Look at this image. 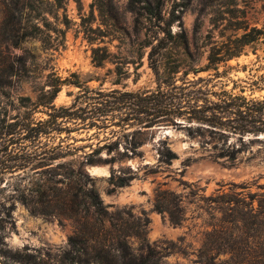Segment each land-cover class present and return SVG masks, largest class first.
Instances as JSON below:
<instances>
[{"label": "rangeland", "instance_id": "obj_1", "mask_svg": "<svg viewBox=\"0 0 264 264\" xmlns=\"http://www.w3.org/2000/svg\"><path fill=\"white\" fill-rule=\"evenodd\" d=\"M148 1L155 4V0H135L134 11L131 0H111L113 20L110 8L105 4L99 11L95 0H0V74L8 81L4 89L9 94L1 100L10 117L23 112L18 108L20 96L34 101L59 80L64 81L53 100L56 108L71 107L80 93L109 94L103 97L108 100L120 95L109 93L113 89L135 93V121H121L131 112L122 106L109 113L105 127L84 128L80 120L58 118L57 123L49 122L48 134L35 142L25 141L27 147L19 152L23 167L13 168L0 180V201L8 205L13 198L15 204L14 229L7 226L3 235L4 247L12 252L28 247L30 252L58 257L69 247L71 235L97 231L93 225L98 221L86 195L92 189L108 212L101 220L103 226L115 224L109 232L97 231L99 241L116 246L123 239L138 262L148 248L131 232L146 219L144 237L159 251L160 264H205L201 247L214 213L206 197L232 182L255 183L251 190L264 183V132L196 130L201 123L190 113L154 118L140 113L146 99L170 91L165 82L185 91L199 90V104L205 103L204 98L264 99V44L255 53L246 47L239 56L220 63L218 74L193 72L207 64L213 44L241 34L236 27H264V0H162L161 19L144 13L142 6ZM171 19L169 28L182 32L184 41L160 42ZM111 23L117 27H110ZM34 24L42 29L37 37L17 46L9 41ZM97 46H106L111 53L99 66L92 61V48ZM116 65L125 70L121 78ZM86 87L93 93L83 91ZM80 106H86L81 99L69 110L80 113ZM50 111L39 106L33 113L35 122L49 118ZM117 139L118 146L102 149L100 156L130 157L83 164L93 148ZM223 141L238 148L236 158L218 157ZM132 142L142 143L132 146ZM58 144L67 152L63 157H57ZM164 145L176 154L170 161L160 158ZM82 169L90 175L89 181L80 178ZM119 176L127 177L128 183L115 186ZM164 190L181 197L180 225L154 207L157 193ZM224 257L219 254L215 261Z\"/></svg>", "mask_w": 264, "mask_h": 264}, {"label": "trees", "instance_id": "obj_2", "mask_svg": "<svg viewBox=\"0 0 264 264\" xmlns=\"http://www.w3.org/2000/svg\"><path fill=\"white\" fill-rule=\"evenodd\" d=\"M97 1V2H96ZM143 1V0H139ZM97 9L102 10L105 4L110 8L108 14L114 20L113 5L111 0H95ZM162 0H155V4L146 2L143 4L144 13L155 19H161ZM130 7L135 11V0H131ZM111 11V12H110ZM140 12V10H139ZM177 17V15L175 16ZM32 18H35L32 15ZM168 26L164 28L163 36L160 42H167L174 38H181L184 41V34L174 33ZM115 26V24H110ZM117 27V26H115ZM236 29H242L241 34L229 37L226 40L215 43L210 47L207 56V64L203 68L193 70L196 74L199 71L215 70L218 74V66L220 63H225L227 60L239 56L246 47H250L255 53L257 48L264 44V27L256 26H238ZM39 25L34 24L30 29H23L20 34L13 35L9 40L13 45H19L20 41L38 36L41 32ZM100 51H102L101 54ZM111 53L106 46L92 48V61L96 65H101L104 60L109 58ZM115 73L118 78L124 75L120 65L115 66ZM171 73H176L172 70ZM64 80H59L57 84H52L49 90L41 95L36 96L34 101L28 97H19L18 108L22 109V113H16L14 117L8 114L7 106L1 98L9 96L8 91L4 89V85L8 83L7 79L0 74V180L6 172L13 168L23 167L21 159V150L26 146L25 141L35 142L42 135L48 134L49 122L57 123L58 118H71L76 122L80 120L84 122V128L106 126L107 117L114 109L127 107L131 112L121 118L123 123L129 120L135 121V93L120 92L117 89L111 90L109 93H119L118 97L111 100L103 98L109 94H85L80 93L77 100L71 107H58L53 104V100L60 90V85ZM118 83V82H116ZM79 86V85H78ZM165 86L169 87L170 91L163 92L161 97L146 99L143 110L140 113L158 117L160 115H183L190 113L189 117L195 118L200 124L196 126V130H214L233 129L242 132H264V99L252 100L244 96H234L220 98L218 101H212L207 98L202 99L205 103L199 104L201 98L197 95L199 90L185 91L183 87L175 85L173 82H165ZM80 87V86H79ZM83 91L93 93V89L86 87ZM99 94V93H98ZM42 96L45 98L43 99ZM86 103L85 107H78L80 113L70 111L69 109L76 106L79 100ZM151 104L152 112H149ZM39 106L47 107L53 111L47 112L49 118L46 120H36L33 113ZM147 109L149 111H147ZM206 113H210L208 116ZM88 119V120H87ZM142 118H136L141 121ZM88 121V122H86ZM189 126L188 128H190ZM126 135V134H124ZM240 142L242 140L240 139ZM142 142H132V146H139ZM118 146V139L112 142H107L89 152L83 164H96L101 162H113L115 160L130 157L126 154L116 157H101L100 151L108 148L111 151ZM217 146V143L214 144ZM59 149L57 157H63L67 152H63L62 144H58ZM61 149V150H60ZM222 151L218 157H226V160L236 158V153L239 151L237 147L227 144L223 141L221 145ZM176 154L168 146L164 145L160 158L164 161H170L175 158ZM80 178L84 181L91 179L90 175L81 170ZM128 183V178L119 176L115 181V186H123ZM255 183H230L228 187L219 186L216 193L206 199L212 206L213 214H211L212 222L208 224L209 228L204 232L202 243L201 259L205 264H264V183L256 184L257 190H251ZM93 207V213L98 221L96 225L97 231L109 232L110 228H105L102 224V219L107 217L102 200L95 190H90L86 193ZM11 198L10 203L6 205L5 201H0V263L1 264H160L161 255L159 251L152 249L145 240L144 233L147 220L138 221L137 230L131 232L141 238L148 248V254L142 257L138 262H135L134 256L129 251L126 242L118 240L116 246L112 244L106 245L98 240L97 231H91L87 236L80 230L68 238L69 247L58 257L50 256L46 252L44 255L40 252L34 253L28 251L25 247L22 251L12 252L4 247L3 235L5 228L9 226L14 229V219L12 211L15 207L14 201ZM154 207L159 212L165 211L168 214L169 220L174 225H180L184 220V209L181 205V197L173 192L160 191L157 193L154 201ZM36 211V210H35ZM217 214V215H216ZM122 227V226H121ZM97 242V243H96ZM172 243V242H171ZM175 246V244L172 243ZM171 248L174 250L175 248ZM116 250L119 252L117 253ZM219 254H224L226 257L215 259Z\"/></svg>", "mask_w": 264, "mask_h": 264}]
</instances>
